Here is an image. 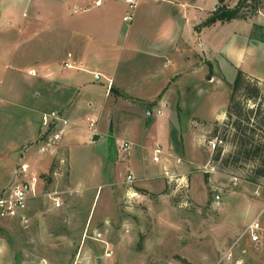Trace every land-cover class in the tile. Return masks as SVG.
<instances>
[{"label":"rangeland","instance_id":"obj_1","mask_svg":"<svg viewBox=\"0 0 264 264\" xmlns=\"http://www.w3.org/2000/svg\"><path fill=\"white\" fill-rule=\"evenodd\" d=\"M234 2L226 4L232 6ZM259 7L264 13V0ZM249 20L256 28L264 25V20L255 15ZM135 64H124L121 69L131 70ZM219 65L223 76L231 79V70ZM101 82L95 94L79 93L82 108L70 119L64 114L70 98L67 92L51 83H37L35 90L40 97L35 107L57 113L76 133L65 144H52L41 132L40 142L23 144L31 142L24 120L9 112L6 94L0 98V196H7L15 183H31L32 179L35 191L24 211L0 218V264H264V180L248 181L254 166L251 162L226 168L212 163L215 151L207 147L217 129V135L225 139L216 148L220 157L232 151L229 140L233 131H222L226 119L211 122L214 115L210 114L212 107H218L215 114L223 105L226 87L208 83L207 77L196 83L199 92L186 102L188 108L184 107L190 115L210 121L198 126L199 121L182 111L179 119L175 110L128 116L131 113L121 110V106L136 109L139 104L118 100L110 103L104 98L105 82ZM263 83L259 84L261 100L244 101L245 110L256 113L255 124L249 125L255 130V139L264 137V124L260 122L264 120ZM178 86L173 87L174 91L179 90ZM188 93L192 95L190 90ZM27 96L33 98L32 88ZM89 101L109 106V117L99 119L98 110L86 107ZM92 119L97 120L96 132L100 135L94 143L85 127ZM30 123L31 129L39 128V116L34 115ZM178 123L182 135L184 130L198 126L182 136V159L172 158L169 151L168 155L164 153L168 141H173L172 126L178 128ZM122 142L130 144L129 151L117 150ZM180 145L178 141L175 155ZM49 146L57 152L52 163L47 155ZM156 147L162 150L157 165L151 154ZM178 160L181 165L176 164ZM23 166L27 168L25 173L21 171ZM163 167L174 175L169 183L163 178ZM144 172L155 176L158 183L148 192L153 209L137 197L148 194L137 182ZM128 175L135 179L132 185L125 183ZM51 193L60 199L57 209L47 197ZM254 222L259 227L255 232L257 243L251 241L247 231ZM102 227L109 230L106 238L101 235Z\"/></svg>","mask_w":264,"mask_h":264},{"label":"crops","instance_id":"obj_2","mask_svg":"<svg viewBox=\"0 0 264 264\" xmlns=\"http://www.w3.org/2000/svg\"><path fill=\"white\" fill-rule=\"evenodd\" d=\"M95 1L3 0V6H0V98L6 94L9 112L24 120L29 134L26 136L31 140L23 143L26 146L40 142V126L31 129V119L37 115L41 122V116L47 113L42 107H35L40 97L35 90L38 82L51 83L67 92L70 98L64 114L68 119L82 108L79 93L95 94V87L102 80L105 82V100L139 104L136 109L121 106V110L131 113L128 116L138 117L142 112L153 110L161 115L164 110H175L178 119V113L182 111L199 121L198 126L210 121L190 115L185 107L186 102L199 92L196 83L204 77L208 83L224 85L227 89L220 109L214 114L218 108L215 105L210 111L214 115L211 122L219 123L225 120L228 85L237 71L264 82V25L256 28L250 20L231 21L215 23L199 33L194 31L217 8L220 0H134L133 10H129L122 0H105L99 7L93 6ZM222 1L228 6L226 2L233 0ZM236 2L228 7L232 8ZM128 13L131 18L125 22L123 19ZM127 63L137 65L124 72L121 67ZM219 63L231 70L228 71L231 79L223 76ZM178 84L179 90L174 91L173 87ZM30 88L33 98L27 96ZM111 90L126 98H114ZM93 101L86 102V107L98 110L99 119L109 117L110 107ZM178 102L180 105H176ZM90 122H94V129L89 128ZM96 123L97 120L92 119L85 126L91 141L95 135L100 139ZM198 126L184 130L183 135L192 133ZM69 127L59 144L62 141L65 144L71 135H76ZM172 127L173 141H168L164 153L168 155L169 151L172 158H181L183 135L180 124L178 128ZM207 128L206 134H209L210 127ZM78 129L76 132L80 135ZM178 141L181 145L179 154L175 155ZM47 155L50 163L57 159V152L51 146ZM139 175L142 178L137 182H141L147 193L158 185L155 176L146 172ZM137 197L150 209L155 207L150 203L149 193ZM102 231L101 235L106 238L109 230L102 227Z\"/></svg>","mask_w":264,"mask_h":264},{"label":"trees","instance_id":"obj_3","mask_svg":"<svg viewBox=\"0 0 264 264\" xmlns=\"http://www.w3.org/2000/svg\"><path fill=\"white\" fill-rule=\"evenodd\" d=\"M261 0H237L236 4L229 8L223 4V1L218 2L217 8L198 26L194 28L196 33L202 29L212 26L215 23H229L231 21H246L259 10ZM260 82L246 76L244 73L237 71L233 82L228 85L229 98L225 111V122L223 123L222 131L225 132L230 128L233 133L229 140L232 151L227 155L220 157V150L216 149L211 157L212 163H219L223 168L236 167L241 163H254L251 169V176L248 181L256 183L257 179L264 180V137L259 136L255 139V130L250 122L254 125L256 122V113L253 110H245L244 101L258 102L261 100ZM264 86V83L263 85ZM111 92L122 98L123 95ZM264 124V120L260 121ZM264 132V126L262 127ZM214 137L224 141V135L218 136V131H213ZM207 182V177L204 180ZM47 182L49 180L47 179Z\"/></svg>","mask_w":264,"mask_h":264},{"label":"built area","instance_id":"obj_4","mask_svg":"<svg viewBox=\"0 0 264 264\" xmlns=\"http://www.w3.org/2000/svg\"><path fill=\"white\" fill-rule=\"evenodd\" d=\"M105 0H96L93 3L94 7H99L101 3ZM125 4L128 5L129 10H133L136 6V3L134 0H122ZM253 15L257 16V18L263 19L264 20V13H262L260 10L256 11ZM130 14H126L124 17L125 22L130 21ZM67 66V65H66ZM69 127V124L67 123L66 120H63L58 116L57 113L55 112H50L43 114L41 116V122H40V130L42 133V136L47 135L48 136V141L52 144H56L60 142V140L63 138V136L66 134L67 129ZM89 128L94 129V122L89 123ZM223 142L218 140L217 137H213L208 140L207 142V147L211 150V152L215 151L216 148L220 145H222ZM130 144L127 142H122L119 144L118 149L119 152H127L130 150ZM162 154V150L158 147H156L153 150L152 153V162L154 164H160V155ZM181 162L178 160L176 164H180ZM163 178L169 183L170 181L173 180L174 175L170 173L169 170H167L166 167H163ZM22 173L26 172V167L23 166L21 169ZM210 172H213V169H210ZM53 177L57 178V173L52 172ZM135 182V179L131 176L128 175L126 177L125 183L126 185H132ZM35 196V191H34V179H32L31 183L26 182L25 184L21 183H15L9 188V192L6 195L0 196V218L3 217H10L14 216L18 212L24 211L30 199ZM48 199L50 200L52 207L53 208H59L60 207V199L56 196V193H51L47 194ZM133 198V197H132ZM259 230L258 224L257 223H252L248 225L247 231L250 232V239L253 243L258 242L257 235L255 232Z\"/></svg>","mask_w":264,"mask_h":264},{"label":"water","instance_id":"obj_5","mask_svg":"<svg viewBox=\"0 0 264 264\" xmlns=\"http://www.w3.org/2000/svg\"><path fill=\"white\" fill-rule=\"evenodd\" d=\"M147 116H150V112H147ZM98 140V136H93V139H92V141L93 142H96Z\"/></svg>","mask_w":264,"mask_h":264}]
</instances>
